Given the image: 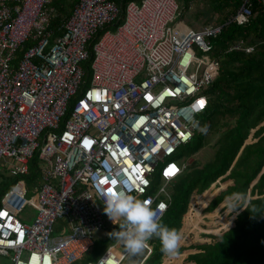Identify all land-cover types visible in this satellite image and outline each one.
Masks as SVG:
<instances>
[{
  "label": "built area",
  "instance_id": "2783aa9c",
  "mask_svg": "<svg viewBox=\"0 0 264 264\" xmlns=\"http://www.w3.org/2000/svg\"><path fill=\"white\" fill-rule=\"evenodd\" d=\"M52 1L0 0L1 186L14 178L0 196V256L12 264H97L109 249L110 264H122L128 254L119 244L83 262L93 233L105 228L98 189L130 191L160 221L168 188L188 164L176 162L178 152L192 141L208 107L204 92L219 76L210 39L223 26L177 21V0L129 1L123 11L122 0H78L55 35ZM248 3L226 24L244 25ZM238 49L241 42L230 50ZM36 156L37 179L28 185ZM204 196L185 216L197 230ZM27 206L36 211L31 225L19 219ZM144 251L142 263L150 244Z\"/></svg>",
  "mask_w": 264,
  "mask_h": 264
},
{
  "label": "trees",
  "instance_id": "16d2710c",
  "mask_svg": "<svg viewBox=\"0 0 264 264\" xmlns=\"http://www.w3.org/2000/svg\"><path fill=\"white\" fill-rule=\"evenodd\" d=\"M129 1L140 4L143 0H122V11ZM244 1L185 0L184 6L179 9V13H183L194 5L193 2L200 3L199 13L205 14L202 16V27L223 26L221 33L210 39L209 55L219 65V76L204 92L208 107L198 122L201 124L200 128L207 126V133L196 129L192 141L179 150V157L185 154L188 157L195 155L211 135L219 133L220 136L211 161L201 168L188 167L187 164L181 175L170 185L168 189L171 202L160 222L180 231L192 197H198L218 180L220 183H227L236 179L239 184L219 192L211 200L208 207L210 212L217 209L221 201L233 192L247 194L249 191V207H256L254 213L249 210L240 211L228 229L220 234H210L208 243L192 246L195 253L188 256L187 264H264V172L261 173L264 169V2L249 0L251 17L244 25L226 24ZM77 2L78 0H53L50 3L54 16L49 28L55 35L61 33L57 29L70 16ZM122 16L123 13L107 29L115 31L123 21ZM101 33L102 31L98 36ZM96 40L92 41L90 49ZM239 42L243 49L230 50ZM248 47L252 51L247 53L245 48ZM23 51L17 53V59L22 56ZM91 60L90 56L85 63L88 70ZM221 128H224L222 132ZM36 166L37 156L29 166L26 177L28 185H32L37 179ZM256 179L258 180L253 184ZM158 183V180H154L151 191L156 189ZM223 220L225 221L221 218L219 222ZM149 244L152 253L142 264H163L165 260L168 261L160 252L159 240L154 238ZM184 251L180 249L177 258L182 257ZM85 257L83 262L89 261Z\"/></svg>",
  "mask_w": 264,
  "mask_h": 264
},
{
  "label": "rangeland",
  "instance_id": "374dc122",
  "mask_svg": "<svg viewBox=\"0 0 264 264\" xmlns=\"http://www.w3.org/2000/svg\"><path fill=\"white\" fill-rule=\"evenodd\" d=\"M184 1L185 0H177L180 9L182 8V6H184ZM196 2H198V0H196ZM192 5L193 6H191L188 11L186 10L183 13H179L177 21H182L187 26H189L193 29L199 30L202 28L201 24L204 22V19H203L204 17H202V16L205 14L204 13L202 14L201 12L199 13L198 8H199L200 3L195 4L193 2ZM199 118H200V116H198V121L201 120ZM224 123L225 122H222V124H224ZM198 125H199V127H197V131H199V129L201 127V124L199 122H198ZM223 130H224V128L220 129L221 132ZM219 136H220L219 133H215V134L211 135L209 137V139L207 140V143L205 144V146L201 150H199L195 155L188 157L185 154V156H182L179 159H177L176 162L179 165H182L184 161H188V165H189L188 167L201 168L203 166V164L211 161V159L215 153V150H216V142H217ZM178 154H180V151L178 152ZM0 171L2 173H5L6 172L5 167L4 166L1 167ZM0 181H1V178H0ZM13 181H14V178H9L8 180H6L4 182V184L2 186L0 185V196L2 195L3 188L6 185H10ZM237 184H239V180H236V179L230 180L227 183L221 182L218 185H216L214 188L209 187L210 189L208 188L207 191H204L205 193L203 192L200 194V195L205 194V196L202 199V202H206V205H205L203 210L201 208L200 209L197 208L196 215L198 216V221L200 222V225L198 226L199 229L197 230L195 228L196 224L191 225L188 223L191 221V218L188 217L185 220L186 225L181 226V229H180L182 236H183L181 249L185 250L184 253L182 254V257L174 258L176 260H174V259H168V261L165 260L163 262V264H187L188 256L195 253V250L192 248V246L196 247V246H200L201 243H208L210 234H220L232 225L233 220L236 217L235 214L226 215L225 210L223 208L220 209V206L217 209H215L214 211L210 212L208 210V207L211 203V200L213 198H215L219 192H223L226 190L227 187L235 186ZM247 195L250 198L249 191H248ZM214 215H215V217H213ZM35 216H36V211L31 206L25 207L19 213V219L27 225H31L33 223ZM202 216H203V218H202ZM221 218L225 219V221L224 220L221 221L224 223L219 222V220ZM105 221H106L105 228L101 231H97V232L93 233V236H92L93 247L87 253L85 260L96 261V259H98L99 256H101V254H103V252L107 248L116 246L117 243L114 241V239H112L108 235V233H110L114 230L118 231L119 226L114 224L111 220H109L107 215H105ZM195 221H197L196 218H195ZM61 226H62V223L59 222V224L57 225V229L60 228ZM57 234H58V232L55 233V235H57ZM120 247L121 246L116 247V248L118 250L122 249ZM144 254H145V252H143L142 255H138L136 257L127 256L122 261V264H139L140 260L144 256ZM0 264H12L11 263V255L6 256V257L0 256Z\"/></svg>",
  "mask_w": 264,
  "mask_h": 264
},
{
  "label": "clouds",
  "instance_id": "9594fccd",
  "mask_svg": "<svg viewBox=\"0 0 264 264\" xmlns=\"http://www.w3.org/2000/svg\"><path fill=\"white\" fill-rule=\"evenodd\" d=\"M193 126L199 127L198 122ZM199 130L206 134L207 126ZM98 196L104 205V213L109 220L119 226L118 231L114 230L108 235L126 251L129 257L142 255L154 238L159 240L160 252L165 259H174L180 255L183 240L181 231L157 221L156 213L147 201L132 195L130 191L112 188L107 190L99 188ZM250 198L246 193L233 192L221 201L220 208L225 210L226 215L238 216L243 210L254 213L256 207H249ZM185 216L182 225H186ZM110 260L111 254L108 249L107 257H101L97 264H110Z\"/></svg>",
  "mask_w": 264,
  "mask_h": 264
},
{
  "label": "crops",
  "instance_id": "0c3cea01",
  "mask_svg": "<svg viewBox=\"0 0 264 264\" xmlns=\"http://www.w3.org/2000/svg\"><path fill=\"white\" fill-rule=\"evenodd\" d=\"M193 200H191V204H190V208H191V205H192V202L194 201V197H192ZM190 211V209H189ZM183 224V223H182ZM183 226V225H182ZM117 252H118V249H117ZM102 255V254H101ZM100 257V256H99ZM139 264H142V259L140 260Z\"/></svg>",
  "mask_w": 264,
  "mask_h": 264
},
{
  "label": "snow or ice",
  "instance_id": "6c2138e0",
  "mask_svg": "<svg viewBox=\"0 0 264 264\" xmlns=\"http://www.w3.org/2000/svg\"><path fill=\"white\" fill-rule=\"evenodd\" d=\"M203 106V102H201V107ZM176 170L173 168V169H171L170 170V173L169 174H171V173H174Z\"/></svg>",
  "mask_w": 264,
  "mask_h": 264
},
{
  "label": "water",
  "instance_id": "95a60500",
  "mask_svg": "<svg viewBox=\"0 0 264 264\" xmlns=\"http://www.w3.org/2000/svg\"><path fill=\"white\" fill-rule=\"evenodd\" d=\"M263 172H264V169L262 170L261 173H263ZM258 178H259V176H258ZM257 180H258V179H256L255 182H254L253 184H255ZM253 184H252V186H253Z\"/></svg>",
  "mask_w": 264,
  "mask_h": 264
}]
</instances>
